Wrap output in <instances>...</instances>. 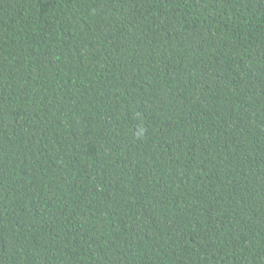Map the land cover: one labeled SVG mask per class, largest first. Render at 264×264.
I'll use <instances>...</instances> for the list:
<instances>
[{
    "label": "trees",
    "instance_id": "obj_1",
    "mask_svg": "<svg viewBox=\"0 0 264 264\" xmlns=\"http://www.w3.org/2000/svg\"><path fill=\"white\" fill-rule=\"evenodd\" d=\"M0 264H264V0H0Z\"/></svg>",
    "mask_w": 264,
    "mask_h": 264
}]
</instances>
